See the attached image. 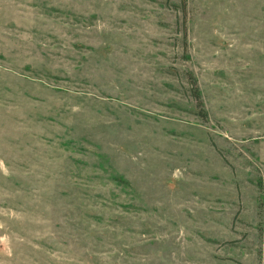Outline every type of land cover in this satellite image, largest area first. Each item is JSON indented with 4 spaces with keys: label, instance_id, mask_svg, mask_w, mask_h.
Here are the masks:
<instances>
[{
    "label": "rangeland",
    "instance_id": "obj_1",
    "mask_svg": "<svg viewBox=\"0 0 264 264\" xmlns=\"http://www.w3.org/2000/svg\"><path fill=\"white\" fill-rule=\"evenodd\" d=\"M0 264H264V0H0Z\"/></svg>",
    "mask_w": 264,
    "mask_h": 264
},
{
    "label": "trees",
    "instance_id": "obj_2",
    "mask_svg": "<svg viewBox=\"0 0 264 264\" xmlns=\"http://www.w3.org/2000/svg\"><path fill=\"white\" fill-rule=\"evenodd\" d=\"M187 79H188V82H189V84L191 86V96H192V99L194 100L195 107L199 111L200 118L202 120H205L206 119V115H205V112H204L203 102H202L200 91H199V89L197 87L196 80L191 75H189Z\"/></svg>",
    "mask_w": 264,
    "mask_h": 264
}]
</instances>
